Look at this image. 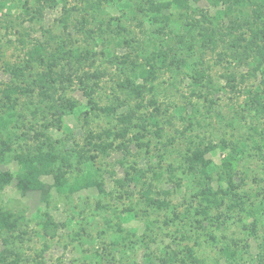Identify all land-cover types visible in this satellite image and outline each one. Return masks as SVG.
Here are the masks:
<instances>
[{"label":"rangeland","instance_id":"rangeland-1","mask_svg":"<svg viewBox=\"0 0 264 264\" xmlns=\"http://www.w3.org/2000/svg\"><path fill=\"white\" fill-rule=\"evenodd\" d=\"M152 1L0 0L2 264H264V0ZM38 149L93 186L22 195Z\"/></svg>","mask_w":264,"mask_h":264},{"label":"trees","instance_id":"trees-1","mask_svg":"<svg viewBox=\"0 0 264 264\" xmlns=\"http://www.w3.org/2000/svg\"><path fill=\"white\" fill-rule=\"evenodd\" d=\"M47 0H36L37 4L42 5L46 4ZM147 4V9L149 12L153 14H158L169 8V3H160L155 4L152 0H145ZM40 12V11H38ZM41 52L40 48H36L32 55L37 58ZM53 59H56L53 56ZM49 77V75H45ZM43 76V77H45ZM43 77L41 76V84L44 86ZM11 90V91H10ZM27 90V89H25ZM18 90L13 88H7L2 93L5 97L9 99L11 94H16ZM26 92V91H24ZM8 122L0 118V127L6 126ZM11 135L8 133L5 134V140L0 141V162L4 161V158L7 157V154L10 152L9 144L11 142ZM213 150V146L209 145L204 147L203 149L197 148L190 155L187 156V162L189 166H197L204 163L205 156ZM19 165V171L16 174V189L22 195L29 192H38L40 196V200L42 202H46L51 189H54L58 194H74L81 190L82 188L92 187L93 182L87 179L84 176H77L71 184L67 181L66 171L60 168L55 169V162L57 157L52 154L50 151L43 152L40 149L33 153H26L24 155L20 154L15 157ZM237 164V160L233 156H228L223 159L222 165L227 169L229 174H231L233 168ZM205 177H207L206 172ZM228 174V175H229ZM52 176L53 184L48 185L44 183L41 178L44 176ZM13 179L12 174L10 172L1 171L0 170V191L4 189V187L9 184V182ZM209 191V189H207ZM148 202L151 204L158 205L159 202L152 201L148 199ZM23 222V216L20 214L12 213L10 211H6L0 208V235L5 234L12 237V234L20 231V226ZM5 243H7L5 241ZM9 250L3 249V252L0 254V264L7 261L9 258ZM3 260V261H2Z\"/></svg>","mask_w":264,"mask_h":264}]
</instances>
